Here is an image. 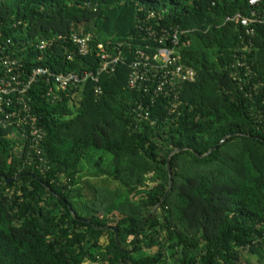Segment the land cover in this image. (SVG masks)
<instances>
[{"label": "trees", "instance_id": "obj_1", "mask_svg": "<svg viewBox=\"0 0 264 264\" xmlns=\"http://www.w3.org/2000/svg\"><path fill=\"white\" fill-rule=\"evenodd\" d=\"M253 11L250 28L225 23ZM146 29L185 32L196 79L175 109L127 86ZM74 35L92 36L91 55ZM99 43L126 60L102 95L89 82L54 102L50 83L31 87L40 154L0 127V264H264V0H0V65L25 78L95 72Z\"/></svg>", "mask_w": 264, "mask_h": 264}, {"label": "built area", "instance_id": "obj_2", "mask_svg": "<svg viewBox=\"0 0 264 264\" xmlns=\"http://www.w3.org/2000/svg\"><path fill=\"white\" fill-rule=\"evenodd\" d=\"M263 0H248L251 8L258 7ZM259 18L253 11L250 17L238 13L227 17L225 23H234L244 28H250L257 23ZM148 43L143 48L136 50V58L129 64L130 74L128 88L143 94L148 105L154 106L157 100H172L175 109L179 103L178 87L183 83H193L196 72L180 61V36L185 32L178 29L162 30L156 32L146 29ZM92 36H72L73 46L80 57L91 55ZM189 43H186L188 45ZM47 46L41 43V48ZM131 52V51H130ZM95 58L98 67L94 71L82 73H56L49 69L39 68L25 78L22 66L16 61L4 60L0 65V127L7 129L16 127L22 138L29 142L28 149L40 154V145L45 139V132L38 126L28 100L26 99L31 87L40 80L50 83L47 97L54 102L60 100V94L69 89H76L86 83L95 85L96 96L102 95L100 78L103 75L114 74L118 67L126 63L120 46L117 48L106 47L99 43L96 46ZM240 64L239 66H241ZM144 109L140 103L138 110L145 111L146 117L150 107ZM42 162L41 159H39ZM36 168H42L36 165Z\"/></svg>", "mask_w": 264, "mask_h": 264}, {"label": "rangeland", "instance_id": "obj_3", "mask_svg": "<svg viewBox=\"0 0 264 264\" xmlns=\"http://www.w3.org/2000/svg\"><path fill=\"white\" fill-rule=\"evenodd\" d=\"M90 156V155H89ZM91 156H92V158H94V161L96 160H100V157H107V158H109V154H107V153H105V152H102V151H98V150H93L92 151V154H91ZM86 161H84V163H85ZM83 163V164H84ZM101 167L102 168H105V167H109L108 166V163L107 162H105L104 161V164L103 165H101ZM256 262H255V259L254 258H252L251 259V264H255ZM85 264H89V263H85Z\"/></svg>", "mask_w": 264, "mask_h": 264}, {"label": "water", "instance_id": "obj_4", "mask_svg": "<svg viewBox=\"0 0 264 264\" xmlns=\"http://www.w3.org/2000/svg\"><path fill=\"white\" fill-rule=\"evenodd\" d=\"M168 171H169V176H170V184H169V191H170V190L172 189V175H171V171H170V165H168ZM8 182L10 183V181H8ZM169 191H168V193H169ZM168 193L165 195V197H164L163 200L166 199ZM159 207H160V204H158V205L154 208V210L152 211V214L155 213V212L159 209ZM149 217H150V216H148V217L146 218V220L143 222V224H142L141 227H140V230L143 228L144 224H145L146 221L149 219ZM102 229H103V230H107L108 228H102ZM115 234H116V239H117V236H118V230H117V229H115Z\"/></svg>", "mask_w": 264, "mask_h": 264}]
</instances>
